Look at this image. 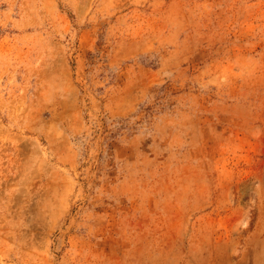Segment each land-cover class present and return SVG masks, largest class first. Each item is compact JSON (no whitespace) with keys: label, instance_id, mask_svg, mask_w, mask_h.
Instances as JSON below:
<instances>
[{"label":"rangeland","instance_id":"1","mask_svg":"<svg viewBox=\"0 0 264 264\" xmlns=\"http://www.w3.org/2000/svg\"><path fill=\"white\" fill-rule=\"evenodd\" d=\"M0 264H264V0H0Z\"/></svg>","mask_w":264,"mask_h":264}]
</instances>
